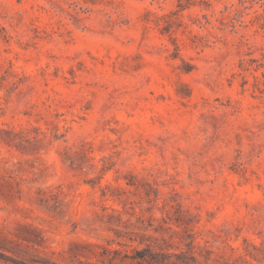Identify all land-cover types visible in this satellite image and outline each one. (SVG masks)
<instances>
[{
	"label": "rangeland",
	"instance_id": "374dc122",
	"mask_svg": "<svg viewBox=\"0 0 264 264\" xmlns=\"http://www.w3.org/2000/svg\"><path fill=\"white\" fill-rule=\"evenodd\" d=\"M0 264H264V0H0Z\"/></svg>",
	"mask_w": 264,
	"mask_h": 264
}]
</instances>
